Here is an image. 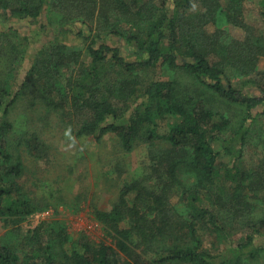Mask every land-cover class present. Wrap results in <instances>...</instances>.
<instances>
[{
	"label": "trees",
	"instance_id": "16d2710c",
	"mask_svg": "<svg viewBox=\"0 0 264 264\" xmlns=\"http://www.w3.org/2000/svg\"><path fill=\"white\" fill-rule=\"evenodd\" d=\"M251 6L254 0H0V42L8 44L11 67L0 83V217L7 226L68 200L61 188L58 199L37 200L23 182L29 157L39 163L50 152L35 131L12 137L18 130L8 116L27 96L61 113L77 138L102 143L113 135L124 154L138 143L150 147L149 164L119 186L112 209H95L114 246L86 242L82 252L68 253L63 246L71 239L56 221L40 225L28 241L8 232L18 241L0 244V264H257L264 258V158L243 164L264 128V84L248 95L231 76L260 72L264 0L257 9L262 28L248 22ZM11 19L19 28L2 26ZM76 23L84 25L77 33L69 28ZM29 25L40 29L32 33ZM48 27L54 35L19 81L20 64ZM182 75L196 91L184 90ZM216 101L244 109L237 125Z\"/></svg>",
	"mask_w": 264,
	"mask_h": 264
},
{
	"label": "rangeland",
	"instance_id": "374dc122",
	"mask_svg": "<svg viewBox=\"0 0 264 264\" xmlns=\"http://www.w3.org/2000/svg\"><path fill=\"white\" fill-rule=\"evenodd\" d=\"M259 4L260 0H254V7L251 6L247 11V20L255 27L262 28L263 22L257 10ZM15 20L11 19L10 22H6L2 26L9 28L12 25L19 28ZM42 23L48 24L47 20H43ZM22 27L24 28V26ZM69 28L77 33L82 31L84 25L76 23ZM3 29L0 26V30ZM37 29H40V26L31 27L29 25L28 27L32 33ZM233 33L237 34L238 37L243 35L240 30H233ZM52 34L54 35V32L48 27L43 34L41 33L37 44H33L34 48L30 50L31 56L20 64L19 81L24 79L30 69L37 50L51 40ZM21 38H13L8 41L12 42L13 40L17 43ZM72 40L79 44L75 37ZM109 43L114 44L115 42L109 41ZM6 46H8L6 42L3 45L0 42V83L11 69V67L8 68ZM259 69V74L251 79H236L231 75L234 85L248 95L259 94L257 86L264 84V58L259 62ZM169 76L172 74L168 72L166 77ZM173 76L176 77V74L173 73ZM179 79L185 88L184 90L196 91L197 87L194 86V81L189 77L182 75ZM214 105L221 111H227L230 117H233L234 125H237V120L244 112V109L237 105L225 106L218 101ZM8 118L18 130L16 135H12L14 140L19 141L21 135L27 130L35 131L50 149L48 158L43 161L37 163L34 157H29V160L25 162L27 168L23 182L26 184L27 190L37 200H46L48 198L58 199L59 188H61L63 189L61 195L67 197L68 200L67 203H61L58 207L52 206L37 211L25 220L10 226H7L5 220L0 217V244L12 243L15 245L17 243L16 238L11 239V235L8 233L10 231L18 235L17 237L20 239L25 237L26 241L27 237L33 235L40 225L44 223L46 225L56 224L57 221L61 222L60 224L57 223V227L63 225L65 228L64 236L71 239L69 243L63 246L68 253H71L73 248L82 252L81 246L86 242L94 248L101 245L114 246V238L98 220L95 209L102 211L112 209L119 186L123 185L125 179L132 180L137 176V173L143 172L149 164V145L138 143L132 153L124 154L120 147L116 146L117 141L113 135L106 136L102 143H98L93 137L77 138L66 128L67 125L63 122L61 113L48 107L45 101L37 100L34 103L30 96L20 100ZM255 137L246 149L244 155L246 163H243L245 166H256L264 158V128ZM119 167L123 171L121 174H119ZM211 244V239H206V246L210 247ZM23 250L26 253L29 251L25 247ZM60 255L62 256V254ZM66 259L65 255L62 256L61 262ZM257 264H264V258Z\"/></svg>",
	"mask_w": 264,
	"mask_h": 264
}]
</instances>
